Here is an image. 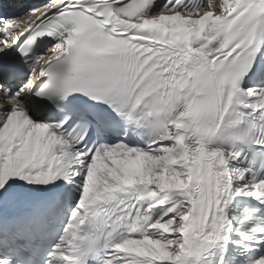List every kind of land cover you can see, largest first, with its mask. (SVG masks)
<instances>
[{
    "label": "snow or ice",
    "instance_id": "6c2138e0",
    "mask_svg": "<svg viewBox=\"0 0 264 264\" xmlns=\"http://www.w3.org/2000/svg\"><path fill=\"white\" fill-rule=\"evenodd\" d=\"M0 99V264H264V0L0 11Z\"/></svg>",
    "mask_w": 264,
    "mask_h": 264
},
{
    "label": "bare ground",
    "instance_id": "6f19581e",
    "mask_svg": "<svg viewBox=\"0 0 264 264\" xmlns=\"http://www.w3.org/2000/svg\"><path fill=\"white\" fill-rule=\"evenodd\" d=\"M0 103H4V101L2 99H0Z\"/></svg>",
    "mask_w": 264,
    "mask_h": 264
}]
</instances>
